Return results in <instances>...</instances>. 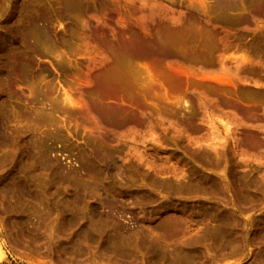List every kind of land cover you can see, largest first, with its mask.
I'll use <instances>...</instances> for the list:
<instances>
[{
	"label": "rangeland",
	"instance_id": "rangeland-1",
	"mask_svg": "<svg viewBox=\"0 0 264 264\" xmlns=\"http://www.w3.org/2000/svg\"><path fill=\"white\" fill-rule=\"evenodd\" d=\"M64 1L71 0H38L33 4L21 31L15 33L21 37L33 22L37 24L36 31L42 27L49 29L52 47L45 49L37 40L38 46L33 49L31 44L36 40L33 35L31 44L25 42L22 55L24 42L9 41L14 34L15 10L21 0H0V52L8 45L12 53L6 71L10 78L3 81L4 76L1 82L0 110L2 103L8 104L5 109L8 121L6 140L0 135L3 143L0 155L16 159L22 145L34 140L39 152L45 150L39 155L51 161L57 174L88 185L90 198L86 204H80L82 212L89 215L90 208L97 206L102 212L100 216L104 213L113 216L128 234L161 230L173 217L185 216L192 228L202 235L207 228L221 224L225 216L230 215L232 225L227 228L232 230L230 239H174L176 243L187 242L194 246L191 250L194 262L188 264H262L264 239L259 231L264 225V152L259 146L248 147L246 140L251 131L261 135L264 117L259 112L256 118L250 119L245 109L233 104L248 105L253 98L264 96V59L250 49L254 31L257 29V36L264 32V21L243 29V42L231 43L224 55L229 60L225 77L220 66L203 74L196 72L197 81L178 96L186 116L185 103L188 102L189 117L182 114L175 125L168 119L152 116L150 122H144L137 129L125 127L112 134L97 124L98 119L89 112L87 102L91 77L112 61V41L122 42L135 31L143 32V26L157 30L168 21L185 22L196 9H200L198 19L208 21L205 10L199 0H73L81 2L79 11L67 10ZM205 1L209 7L216 5V0ZM243 57L250 66L237 73L233 63ZM136 68L146 84L163 93L165 82L151 61H141ZM223 78L226 79L223 81ZM223 82L237 86L230 88L227 106L223 104V99L227 100L221 91ZM65 93L75 105L65 100ZM217 99L226 113L217 109ZM200 100L205 105L200 104ZM120 107L130 109L126 103H121ZM231 111L242 119L238 128L228 120L232 118ZM20 135L24 137L21 141ZM226 137L230 157L239 146V140L241 149L247 152L237 158L240 166L236 169L235 182L230 177L232 167L224 159L217 163L213 157L214 148L222 151ZM106 161L112 162L110 176L105 172ZM8 162L0 169V182L7 178V183L20 185L33 197L51 198L53 208L65 207L73 215H79L73 204L77 193L84 191L67 184L46 183L45 174L30 167L28 181L14 173V165L19 164ZM129 165L140 166V174L131 171ZM144 173L165 184L177 182L175 174L184 182L190 178L208 180L210 188L213 184H222L225 188L233 183L246 199L234 207L233 190L214 195L171 193L161 188L160 183L143 184ZM13 193L5 197L0 194V264H122L105 248L102 239H78L79 225L73 228L72 239L60 240L54 250L51 249L49 229L39 224L29 228L22 226L31 202L20 201L18 193ZM53 218L60 221L56 209L47 224L51 225ZM67 245L77 246L80 256L69 258L60 253ZM134 255L137 258L136 252Z\"/></svg>",
	"mask_w": 264,
	"mask_h": 264
},
{
	"label": "bare ground",
	"instance_id": "bare-ground-1",
	"mask_svg": "<svg viewBox=\"0 0 264 264\" xmlns=\"http://www.w3.org/2000/svg\"><path fill=\"white\" fill-rule=\"evenodd\" d=\"M215 2V6L209 7L205 0H199L200 7L205 10L204 16L207 17L208 21L198 19V11L200 9H196L192 17L185 22L179 20L168 21L162 23L161 28L157 30L143 26V32L135 31L126 36L122 42L117 39L112 41V61L107 62L91 77L87 92L88 110L98 119V125L106 128L112 134L118 133L120 129L125 127L137 129L144 122H150L152 116L165 120L168 119L176 125L184 113L178 96L183 89L187 91L188 86L197 81L194 78L196 72L203 74L209 72L214 66H220L224 77L228 74L226 65L229 60L224 55L231 48L232 42L241 43L244 41L245 34L242 32L243 29H247L253 23L258 24L264 21V0H216ZM34 3H38V0H21L20 6L15 10L17 18L13 29L14 34L9 41L17 40L18 42H24L22 55L24 48L26 49L25 42L31 44L33 35L36 38L33 44H31L33 45V49L37 45V40L38 44L45 49L52 47L53 38L49 29L42 27L36 31L37 24L33 22L30 23L26 32L22 30L23 35L21 34V37L23 39L18 35L19 31H21V25L30 10L32 11ZM80 3V1L75 2L73 0L64 1V4H67V10L74 9L79 11ZM256 30L254 31L255 34L250 49L254 54L260 55L263 60L264 32H261V35L257 36ZM11 57L12 53L10 47L7 45L0 52V92L2 91V78L5 76L3 81L10 78V74L8 77L6 71L11 63ZM144 60L151 61L155 69L160 73L161 78L165 82L163 93L153 89L150 84H146L141 72L136 68L137 64ZM233 64L237 73L250 66V63L244 57L236 59ZM225 79L223 78L222 80L224 81ZM228 83L223 82L221 88L223 97L227 99H223L225 106L230 103L228 101L230 100V88H237L235 84ZM49 93L52 94L50 89ZM65 96L67 98L65 100L75 105V102L67 93H65ZM253 99V101H249L250 104L248 105H233L236 108L239 106L245 109V113L250 114V119L256 118L259 112L264 117V96ZM215 101L217 109L222 113H226L220 106L219 99ZM121 103L128 104L130 109L120 107ZM187 103H185L186 112L190 114L191 111ZM200 104L205 105V102L200 100ZM6 108H8V104L2 103V109L0 110V135L4 140L7 138L5 135V124L8 121ZM231 113L232 118L228 120L231 122V125L238 128V124H242V119L237 112L231 111ZM188 114L187 116L183 115L189 117L190 115ZM256 136H260V138L255 139ZM23 138V135H20V141ZM226 140L227 142L221 145L222 151L219 152L218 149L214 148L215 155L213 157L217 163H219L218 160L224 159L225 163L232 167L230 177L235 182L237 179L236 169L240 166L237 158L247 152L241 149L242 142L239 140V146L231 152L230 157L227 146L229 140L227 137ZM246 143L251 148L259 146L258 148L263 153L264 130L261 135L255 131L249 132ZM19 145H21V142ZM2 149L3 143L0 141V152ZM20 151L22 152L19 153ZM19 152L17 153L19 154L18 157H21L20 160L17 156L16 159L12 157L10 160L19 164L18 167L14 165V173L19 174L18 176L21 178L29 181L31 179L29 175L31 168L35 172H39V174H45V177H47L46 183L51 185L52 183L56 185L67 184L68 186H74L77 190L84 191L83 193H77L75 196L73 205L76 208V212L79 211V215H73L74 213L68 212L65 207L53 208L54 203L51 198L44 197L42 199L37 196L33 197L29 192H24L20 185H16V187L7 183V178L1 180L0 194L4 195V197L16 191L20 201L31 202L29 209L31 211L28 210L24 214L21 224L25 228L39 224V226L44 227L46 230L49 229V247H52L51 249L53 250V247L57 246L60 240L72 239L73 228L79 225L78 239L91 241L102 239L103 244L105 243V248L114 254L122 264H188L194 262V257L191 256V250L194 246L187 242L176 243L174 239H206L209 237L213 239L219 237L230 239L232 236V230L228 231L227 229L232 225L230 223L232 220L230 215L225 216L221 224L215 225L213 228H207L202 235H199L198 231L192 228V224L185 216H181L180 218L173 217L165 226H161V230L151 229L147 232L140 231L128 234L126 229L115 221L113 216L105 215V213L100 216L102 212H100L97 206L90 208L92 212L89 215L86 211L82 212L80 204H86L87 198H90L87 193L88 185H82L71 178H65L57 174L51 161L39 155V153L44 154L45 150L42 149L39 152L34 140L30 139L26 141ZM138 159L142 160V156ZM10 160L7 156L0 155V169L5 167ZM104 168L106 174L110 176L113 168L112 162L106 161ZM129 168L137 175L142 170L137 165H129ZM142 177L144 179L141 180L143 184L148 183L156 186L160 183L151 174L144 173ZM175 177L177 178V182L160 183V187L168 189L171 193L184 194V192H188L190 195L196 192L202 195H214L219 191L231 193L233 190L235 197L232 196L234 207L246 199V196L236 185L232 186L233 183L230 184L231 186L225 185V188L222 184H213V187L210 188L208 180L202 181V179L190 178L184 182V180H180L178 174H175ZM14 187L16 188L14 189ZM53 209L58 210L61 218L60 221L57 218H53L51 225H49L47 221L51 218ZM259 236L264 239V225L260 226ZM73 246L67 245L60 249V253L64 256L69 257L73 255L74 258H77L80 256V251L77 246ZM135 252L137 258L134 255ZM262 264H264V259Z\"/></svg>",
	"mask_w": 264,
	"mask_h": 264
}]
</instances>
